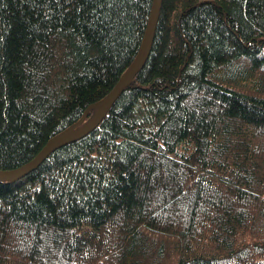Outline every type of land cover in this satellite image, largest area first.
<instances>
[{"label":"trees","instance_id":"trees-1","mask_svg":"<svg viewBox=\"0 0 264 264\" xmlns=\"http://www.w3.org/2000/svg\"><path fill=\"white\" fill-rule=\"evenodd\" d=\"M153 3L0 0V171L94 118ZM51 148L0 179V264H264V0H161Z\"/></svg>","mask_w":264,"mask_h":264},{"label":"water","instance_id":"water-1","mask_svg":"<svg viewBox=\"0 0 264 264\" xmlns=\"http://www.w3.org/2000/svg\"><path fill=\"white\" fill-rule=\"evenodd\" d=\"M161 0H154L153 8L150 15L149 24L146 30L144 42H143V48L142 53L139 54L137 60L129 67V69L123 74V76L120 78L114 89L101 100L99 103L98 111L94 118L88 122L85 125H82V122L77 124L76 126L67 129L66 131H63L56 137H54L47 146L29 163L26 165L9 171H0V179H7L23 174H28L30 171H32L37 165L40 164V162L43 160V158L48 154L49 150H51L52 146L58 142L65 139H68L70 137L77 139L84 137L88 135L103 119V117L106 115L108 109L111 107V105L114 103L116 98L118 97L119 93L123 90V88L127 85L128 81L131 80L137 71L140 69V67L144 64L155 35V30L157 26V19H158V11L160 8Z\"/></svg>","mask_w":264,"mask_h":264}]
</instances>
